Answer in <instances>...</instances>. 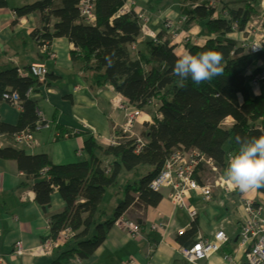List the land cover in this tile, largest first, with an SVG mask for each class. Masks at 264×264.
<instances>
[{
  "label": "trees",
  "instance_id": "1",
  "mask_svg": "<svg viewBox=\"0 0 264 264\" xmlns=\"http://www.w3.org/2000/svg\"><path fill=\"white\" fill-rule=\"evenodd\" d=\"M90 1L92 20L81 17L78 0H34L12 11L15 22L34 16L38 26L31 38L38 49L44 46L48 50L51 41L57 39H65L73 46L69 53L72 68L89 90L108 87L153 122L143 124L140 137L145 145L138 154L134 139L120 131H113V145L90 136L82 147L87 159L66 165H53L44 154L29 156L16 148L0 150L1 160L15 162L17 170L34 181L30 190L33 201L47 218V238L56 241L62 231H68L69 241L75 244L74 248L55 254L50 264L88 260L103 244L114 222L130 207H157L161 196L149 190L148 183L170 152L196 151L211 161L221 178L227 179L229 159L239 147L236 135L264 134V81L259 83L256 95L248 87L250 79L264 69V51L251 54L242 43L229 39L233 33H243L252 17H258L255 8L258 0H216L214 10L208 9V0ZM130 1L147 18L164 9L177 8V16L172 17L175 30L166 31L161 21V32L156 34L147 21L146 28L156 34L154 40L140 42L137 38L121 36L123 30L133 25L138 30L142 26L136 8L124 15L117 14ZM1 8H6L4 0H0ZM193 25H198L200 35L206 37L201 45L189 39L180 45L172 44L173 34L180 35ZM118 39L124 41L120 48L106 53L104 43ZM210 49L222 53L223 75L196 85L190 78L181 83L172 74L173 65L181 56L177 51L196 54ZM40 50V56L46 55L47 51L41 54ZM29 67L25 68V76H20L15 68L0 71V102L4 93H14L20 106L13 126L0 121V135L7 138L33 131L38 121L33 112L35 105L26 98V93L37 86L28 74ZM228 118L232 124L224 126ZM77 133L67 132L66 137L80 134ZM106 159H111L108 165L104 164ZM121 172L137 180L124 181V199L112 217L107 218L100 207L103 196L107 189L116 186ZM256 190L264 192V189ZM54 191L64 207L59 213L46 214ZM195 223L196 220L177 236L179 246L196 234ZM68 243L58 245L55 251Z\"/></svg>",
  "mask_w": 264,
  "mask_h": 264
},
{
  "label": "crops",
  "instance_id": "2",
  "mask_svg": "<svg viewBox=\"0 0 264 264\" xmlns=\"http://www.w3.org/2000/svg\"><path fill=\"white\" fill-rule=\"evenodd\" d=\"M4 1L6 8L0 9V71L15 68L18 73L25 76V68L34 64H43L47 71L46 86L43 88L34 86L27 98L40 110L46 126L32 133L29 145L25 148L20 147L19 150H23L29 156L44 154L53 165L79 162L77 159L85 160L82 152L83 142L90 136L103 144L112 140L111 123L120 125L124 119L122 111L113 109L112 101L115 99H120L124 103L125 101L108 87L96 91L89 90L81 80L80 74L72 68L69 53L73 46L65 39L52 40L46 55L40 56V48L38 49L31 38V34L38 26L36 19L29 15L15 22L12 11L31 3L32 0H24L25 3L23 0ZM11 3L17 7L10 6ZM261 7L259 15H264V5ZM176 16V12L169 8L150 16L148 21L157 34L161 32V21ZM135 26L123 30L121 36L136 39L138 29ZM200 34L199 26L193 25L178 35L177 45L186 42L187 39L201 45L206 37ZM233 34L238 36L234 38L239 43L242 37L240 38L238 33ZM233 34L229 39L233 40ZM178 53L181 56L184 54L182 50ZM50 54L53 57L49 56ZM248 87L253 95L259 91L250 85ZM19 112L0 102L1 122L13 126ZM141 115L146 120H139L131 126V132L136 137H140L144 123L153 122L149 116ZM77 120L89 125L90 132L83 131L76 124ZM225 122L226 126L232 124L229 118ZM67 132L80 134L66 137ZM4 138L11 143L13 137ZM110 160L106 159L104 164L108 165ZM40 174V177L44 178V174ZM207 174L200 169L196 181L205 183ZM124 181H128L127 176L124 177ZM33 183L32 179L25 178L17 170L15 162L0 159V256H3V264H50L55 254L75 247V244L68 240L69 243L55 251L52 256L46 257L42 253L41 244L47 239L49 227L45 213L33 201L30 190ZM169 194V190H161L159 192L161 200L155 208L132 206L123 214L129 223L137 226V235L132 236L124 229L113 225L103 244L88 260L78 263L75 261L73 264H181L177 230L187 231L190 221L184 212L171 204ZM257 194L256 189L241 192L237 187L225 201L223 209L217 206V202L222 199L219 190L213 191V201L209 203L204 202L198 195H190L186 202L197 211L196 234L183 242V246L189 247L202 238L212 239L217 232H222L227 242L202 264H245L243 253L238 248L244 215L237 201L243 197L254 202L260 207L264 220V196L259 197ZM63 207L62 200L54 191L50 196L46 214L59 213ZM157 224L166 228L158 230L155 228ZM15 243H20L23 250L20 256L12 253ZM69 245L70 248L67 247Z\"/></svg>",
  "mask_w": 264,
  "mask_h": 264
},
{
  "label": "built area",
  "instance_id": "3",
  "mask_svg": "<svg viewBox=\"0 0 264 264\" xmlns=\"http://www.w3.org/2000/svg\"><path fill=\"white\" fill-rule=\"evenodd\" d=\"M208 9L214 10L217 7L216 0H208L206 3ZM135 2L124 4L118 11V15H124L130 10H134ZM78 11L81 17L85 20H92V3L90 0H78ZM135 13L138 15V19L141 21L142 26L137 34L138 41H152L155 39L156 34L146 28L148 19L143 13L140 14V8L135 9ZM184 19L180 22H183ZM260 22L250 21L244 32H252L251 39L242 43V47L248 49L251 54H257L264 51V16L259 19ZM166 31H174L173 18H165L163 21ZM235 31V26H233ZM250 35V34H249ZM177 34L171 36V42L177 44ZM40 53L45 54L47 47H40ZM133 49V48H131ZM49 56L53 57L52 54ZM21 76V73H18ZM28 74L36 81L37 85L41 88L46 86L47 72L43 64L30 65ZM264 81V69H261L259 73L252 77L249 81V85L252 88H258L259 83ZM31 91L26 93V98ZM1 102L7 104L9 107L16 111H20L19 101L14 93H4L1 96ZM112 106L115 111H122L124 113L123 122L120 125L111 123L112 131H120L123 135H126L130 139L135 141V154H138L145 145V141L141 137H136L131 132V126L133 123L138 122L142 115L133 108L129 107L126 103L121 102L120 99L112 101ZM34 115L38 121L33 131H23L18 135L12 136V142L9 143L4 137L0 135V150L5 148H25L29 145L32 138V133L38 132L41 128L46 126L45 121L42 119L40 110L37 107L33 108ZM225 122V121H224ZM223 122V123H224ZM76 124L86 132H90V127L86 123L77 120ZM225 126V124H223ZM108 143L113 145L112 140ZM207 172V181L205 183H198L196 176L199 170ZM148 188L152 192L159 193L161 190L166 189L170 191L169 199L171 204L176 208L184 212L192 223L197 218V211L187 204V199L190 195L195 194L201 197L204 202L213 201V191L219 190L222 196L217 202L219 209H223L225 201L236 189L234 185L228 179L221 178L217 169L213 166L210 160L204 159L196 151H172L167 156L159 172L148 183ZM238 206L243 212L244 220L241 223L239 246L238 248L243 253L245 264H264V220L261 217V209L259 206L246 198H239L237 201ZM132 236L137 235L138 228L135 224H131L122 215L114 224ZM158 230H164L166 226L157 224L155 226ZM184 230H177V236L182 235ZM70 238L68 231H62L59 234V239L54 241L53 239H46L41 244L42 253L46 257L52 256L56 247L60 244L66 243ZM227 241L224 233L217 232L212 239H199L196 243L189 247L178 246V255L181 264H202L211 255L217 253L222 245ZM14 255L20 256L23 253L20 243L13 245ZM225 260H229L225 258ZM3 256H0V264H3ZM78 263V261H77Z\"/></svg>",
  "mask_w": 264,
  "mask_h": 264
},
{
  "label": "clouds",
  "instance_id": "4",
  "mask_svg": "<svg viewBox=\"0 0 264 264\" xmlns=\"http://www.w3.org/2000/svg\"><path fill=\"white\" fill-rule=\"evenodd\" d=\"M222 60V53L211 49L196 54L186 52L176 59L172 74L181 83L189 78L196 85L210 82L223 75ZM235 142L239 147L229 159L226 178L241 192L264 189V134L252 137L237 134Z\"/></svg>",
  "mask_w": 264,
  "mask_h": 264
},
{
  "label": "rangeland",
  "instance_id": "5",
  "mask_svg": "<svg viewBox=\"0 0 264 264\" xmlns=\"http://www.w3.org/2000/svg\"><path fill=\"white\" fill-rule=\"evenodd\" d=\"M12 1H17V0H12ZM22 1V0H20ZM34 0H32L31 2H33ZM137 1V0H136ZM24 2V0H23ZM25 3V2H24ZM262 5H264V1L262 0H258L255 4V8L258 10V12L262 9ZM10 6H12L13 8L14 7H17V5H13L12 3L10 4ZM11 7V8H12ZM172 12H176L177 11V8L175 7H172L170 8ZM147 18V17H146ZM263 18V16L261 15H258V17H252V20L251 21H255V22H260L259 19ZM148 19V18H147ZM161 25V24H160ZM162 26V25H161ZM159 27V26H158ZM140 30V29H139ZM139 30H137V34L139 33ZM239 34V37L242 39L240 41V43H244L246 41H249L251 39V36L252 35V32H243V33H238ZM250 34V35H249ZM232 39L235 41V38L234 37H238L236 36L235 34L232 35ZM124 43L123 39H118V40H110V41H106L104 43V51L107 53H109L110 51L109 50H114L115 49H118L120 48L119 46H121L122 44ZM178 54V51L176 52ZM50 66V65H49ZM141 121H144L142 120V118L140 119ZM223 124L227 125L226 122H224ZM87 159V158H85ZM79 160V162H82L83 160L82 159H77ZM127 176L128 179L130 181L134 180L136 181L137 179H134L132 177V175L130 174H127V173H124V172H121L119 175H118V178L116 179V186L113 187V188H110V189H107L105 191V194L103 196V200H102V203H101V208L105 209L106 213H107V217L110 218L116 208V206L123 201L124 199V185H123V181H124V177ZM257 196H264V193H259L257 194ZM263 207H264V203H263ZM70 248V245L67 246Z\"/></svg>",
  "mask_w": 264,
  "mask_h": 264
},
{
  "label": "bare ground",
  "instance_id": "6",
  "mask_svg": "<svg viewBox=\"0 0 264 264\" xmlns=\"http://www.w3.org/2000/svg\"><path fill=\"white\" fill-rule=\"evenodd\" d=\"M142 120H146V118L143 116V117H142Z\"/></svg>",
  "mask_w": 264,
  "mask_h": 264
},
{
  "label": "water",
  "instance_id": "7",
  "mask_svg": "<svg viewBox=\"0 0 264 264\" xmlns=\"http://www.w3.org/2000/svg\"><path fill=\"white\" fill-rule=\"evenodd\" d=\"M205 4V3H204Z\"/></svg>",
  "mask_w": 264,
  "mask_h": 264
}]
</instances>
